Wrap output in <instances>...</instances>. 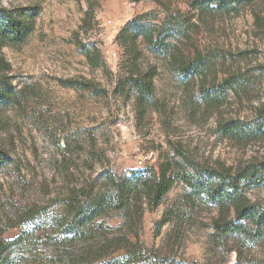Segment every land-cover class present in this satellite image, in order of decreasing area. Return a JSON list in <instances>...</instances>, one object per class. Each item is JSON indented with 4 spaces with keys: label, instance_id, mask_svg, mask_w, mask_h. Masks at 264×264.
<instances>
[{
    "label": "rangeland",
    "instance_id": "obj_1",
    "mask_svg": "<svg viewBox=\"0 0 264 264\" xmlns=\"http://www.w3.org/2000/svg\"><path fill=\"white\" fill-rule=\"evenodd\" d=\"M24 6L39 7L32 32L20 47H0V77L15 89L0 105V151L11 159L0 167L4 239L34 226L29 210L63 212L70 194L112 189L107 174L263 170L264 0H0L7 10ZM190 62L201 70L180 69ZM147 72L150 91L139 81ZM257 123L260 133L228 129ZM261 174L244 192L264 208ZM185 191L175 180L156 208L143 205L140 222L105 215L128 239L110 256L139 248L162 264H233L232 243L211 235L214 205L185 206L184 224L159 225ZM242 256L264 263V243Z\"/></svg>",
    "mask_w": 264,
    "mask_h": 264
},
{
    "label": "trees",
    "instance_id": "obj_2",
    "mask_svg": "<svg viewBox=\"0 0 264 264\" xmlns=\"http://www.w3.org/2000/svg\"><path fill=\"white\" fill-rule=\"evenodd\" d=\"M207 1L210 0H204ZM38 13V6L13 10L0 8V47L23 45L34 28ZM130 23L121 33L128 30L134 21ZM134 29L143 33L141 29ZM144 35L153 45L159 46L154 30ZM1 63L2 67H8L5 62ZM189 68L198 72L202 66L198 62L180 66L185 73ZM150 73L147 72L139 80L148 91L152 89L153 74ZM14 91L8 76H1L0 105L7 104ZM229 125V130L240 128L245 133H260L258 123L252 128H245L242 124ZM10 161L9 155L0 151V167ZM261 169L256 174L258 176L252 171L246 178L240 177V173L236 176H216L210 171L200 170L174 176L167 169L156 170L152 166L131 170L126 175L107 174L105 178L112 189H98L80 196L70 194L62 200L63 212L51 214L43 209L29 210L25 217L27 222L34 221V226L20 229L12 239H4L0 230V264H149L150 259L162 264L161 258L157 259L139 248L128 254L110 256L120 249H128V239L120 231L118 234L111 232L112 227L101 219L110 212H116L130 219L135 214L133 222H140L143 205L156 208L175 180H180L186 187L182 199L184 204L169 206L163 213L160 226L165 223L184 224L191 216L185 206L192 210L199 204H212L218 210L212 220L213 241L218 245L232 243L228 251L235 253L233 264H264L261 260H245L242 256L245 248L264 243V208L250 203L244 192L245 183L260 178L261 172L264 174V164Z\"/></svg>",
    "mask_w": 264,
    "mask_h": 264
}]
</instances>
